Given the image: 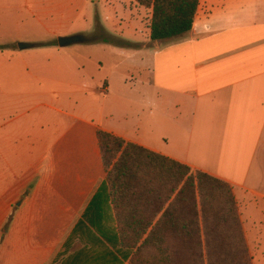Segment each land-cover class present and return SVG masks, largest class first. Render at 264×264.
<instances>
[{
  "label": "crops",
  "instance_id": "crops-1",
  "mask_svg": "<svg viewBox=\"0 0 264 264\" xmlns=\"http://www.w3.org/2000/svg\"><path fill=\"white\" fill-rule=\"evenodd\" d=\"M132 4L135 21L103 27L117 40L123 27L131 47L103 38L71 52L0 51L38 88L18 95L15 118L0 112V264H130L116 225L92 242L75 233L107 178L99 131L229 183L239 208L260 219L252 241L264 244V0H200L192 31L160 43L152 9ZM48 88L51 99L39 101Z\"/></svg>",
  "mask_w": 264,
  "mask_h": 264
},
{
  "label": "trees",
  "instance_id": "trees-1",
  "mask_svg": "<svg viewBox=\"0 0 264 264\" xmlns=\"http://www.w3.org/2000/svg\"><path fill=\"white\" fill-rule=\"evenodd\" d=\"M134 1L152 9L155 43L188 35L200 2ZM98 139L107 178L75 233L92 242L116 225L122 249L132 253L130 264H253L229 183L113 134L99 131Z\"/></svg>",
  "mask_w": 264,
  "mask_h": 264
},
{
  "label": "rangeland",
  "instance_id": "rangeland-1",
  "mask_svg": "<svg viewBox=\"0 0 264 264\" xmlns=\"http://www.w3.org/2000/svg\"><path fill=\"white\" fill-rule=\"evenodd\" d=\"M135 6V4H132V0H0V49L19 51V44H31L35 48L26 51L38 52L47 47H57L59 37L74 35H84L90 41H94L92 42L94 44L103 38H109L112 42H117V39L111 38L103 31V27L106 26L111 31H114L115 27L111 20L115 21L116 24L135 21L137 15ZM142 12H144L143 17L147 18L148 13L144 9ZM133 15L135 16L133 17ZM104 21L107 22V25L103 24ZM117 29L119 33L116 36L122 38V40L129 38L127 34H122L121 30L123 27H118ZM102 41H105V39ZM87 46L74 45L63 50L68 52L85 50L92 45ZM92 57L96 61L104 62L102 55L98 54V50L95 51V55ZM114 60H111L112 65L122 63V69H130L129 66L131 64L129 61L123 58ZM2 61L3 64L0 63V112L7 118H15L23 112V106L16 104L18 95L23 94L26 89L35 91L38 88L35 82L29 79L27 74H24L21 66L18 65L19 59ZM78 61L81 65L83 63L86 64V61L80 58H78ZM105 62L109 61L105 60ZM90 65L92 69H95L96 73L99 71V65L92 63ZM90 65L87 63L88 67ZM108 67L109 65L106 64V68ZM3 86H10L13 90L11 95L14 96L4 98L1 90ZM49 91L52 90L48 88L44 91L47 95L45 98L39 99V101L51 99L48 95ZM81 95V93L75 92V104L78 103V106L74 105L73 107L75 115H77V111L81 110ZM92 102L93 100L91 99L89 108L95 111L97 105L95 103L91 104ZM31 104L33 103H29L26 107ZM239 209L243 213L246 235L250 236L252 241V238L256 237L259 231L260 219L250 220L252 214H247L246 211ZM252 242V244L250 242V245L249 243L248 245L254 264H264L263 242Z\"/></svg>",
  "mask_w": 264,
  "mask_h": 264
},
{
  "label": "water",
  "instance_id": "water-1",
  "mask_svg": "<svg viewBox=\"0 0 264 264\" xmlns=\"http://www.w3.org/2000/svg\"><path fill=\"white\" fill-rule=\"evenodd\" d=\"M89 42L90 40L84 35L63 36V37L58 38V45L62 49L68 48V47H71L77 44H86ZM33 48H35V46L31 44H19V49L21 51H25V50H29Z\"/></svg>",
  "mask_w": 264,
  "mask_h": 264
}]
</instances>
